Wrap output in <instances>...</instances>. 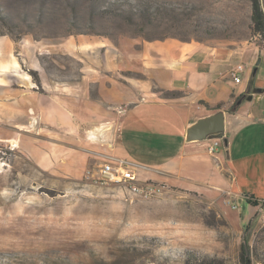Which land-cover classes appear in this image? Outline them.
<instances>
[{"label":"rangeland","instance_id":"1","mask_svg":"<svg viewBox=\"0 0 264 264\" xmlns=\"http://www.w3.org/2000/svg\"><path fill=\"white\" fill-rule=\"evenodd\" d=\"M260 4L264 12V0ZM250 10L249 0H0V38L11 40L13 57L24 69L30 57L51 82L73 83L81 81L84 67L114 66L117 50L130 59L144 42L263 47L251 33ZM36 42L44 47L32 51ZM101 42L110 45L111 58L102 56ZM130 78L144 76L118 75L123 83ZM235 99L231 95V104ZM24 130L10 131L0 122V264H186L189 258L197 264H241L242 242L250 264H261L263 201L236 204L224 193L137 182L161 187L145 198L127 184H95L90 175L118 159L103 148L93 151L94 161L78 179L58 168L61 159L42 170L18 143L46 140L51 133L36 131V125Z\"/></svg>","mask_w":264,"mask_h":264},{"label":"crops","instance_id":"2","mask_svg":"<svg viewBox=\"0 0 264 264\" xmlns=\"http://www.w3.org/2000/svg\"><path fill=\"white\" fill-rule=\"evenodd\" d=\"M87 42L97 45L79 40ZM30 45L32 51L44 47ZM97 48L105 59L112 57L109 44ZM13 49L11 40L0 38V122L9 124L10 131L29 133L36 125V131L51 133L46 140L18 143L38 168L53 169L61 159L58 168L78 179L94 161L93 151L103 148L129 163L138 183L224 193L236 204L264 200V46L144 42L130 59L117 50L114 66L84 67L81 81L73 83L51 82L30 57L24 59L30 68L24 69ZM236 65L243 67L237 85L230 77ZM30 69L37 73L41 91L27 73ZM124 71L144 79L123 83L118 75ZM161 90L178 95L163 98ZM231 95L245 98L227 113ZM200 102L210 108L223 104L224 131L214 155L208 153L212 138L186 139L193 124L216 113ZM121 106L126 109L119 114Z\"/></svg>","mask_w":264,"mask_h":264},{"label":"built area","instance_id":"3","mask_svg":"<svg viewBox=\"0 0 264 264\" xmlns=\"http://www.w3.org/2000/svg\"><path fill=\"white\" fill-rule=\"evenodd\" d=\"M242 74L243 67L241 65H236L231 68L230 77L233 84L237 85L241 83ZM220 140L221 139L212 138V143L208 146V153L210 155H214L219 148ZM90 177L95 184L100 185L110 183L127 184L130 187V192L145 198L156 196L162 191L160 186L153 184L145 183L143 186H137L136 175L133 173V169L129 163L121 159H112V161L102 164L99 170L95 174L90 175Z\"/></svg>","mask_w":264,"mask_h":264},{"label":"trees","instance_id":"4","mask_svg":"<svg viewBox=\"0 0 264 264\" xmlns=\"http://www.w3.org/2000/svg\"><path fill=\"white\" fill-rule=\"evenodd\" d=\"M249 1H250V7H251V10H250L251 33L253 35H257L261 39V41L264 42V12L262 10L260 0H249ZM0 35H2V34H0ZM28 74L31 76V78H32L33 82L35 83L36 87L38 88V90H40V81H39V78L37 76V73L30 70V71H28ZM239 98H236L234 100V102L226 110L227 113L233 112ZM200 104L203 105L206 109L215 111L216 113L221 111V109L223 107V104H217L213 108H210L204 102H200ZM257 202L258 201L253 200V199L247 200V203H253V205H256ZM239 260H240L241 264H250V261L247 257L246 244L244 242H242L240 245ZM259 261H261V264H264V255L259 257ZM198 262H199L198 259L189 258L186 261V264H193V263L197 264Z\"/></svg>","mask_w":264,"mask_h":264},{"label":"water","instance_id":"5","mask_svg":"<svg viewBox=\"0 0 264 264\" xmlns=\"http://www.w3.org/2000/svg\"><path fill=\"white\" fill-rule=\"evenodd\" d=\"M244 96L240 97L236 103V106L240 105L244 100ZM250 101L251 96L246 98ZM224 131V113L219 111L209 117L198 120L193 124L186 132L187 141H201L208 138L221 139ZM226 145V140H223Z\"/></svg>","mask_w":264,"mask_h":264},{"label":"bare ground","instance_id":"6","mask_svg":"<svg viewBox=\"0 0 264 264\" xmlns=\"http://www.w3.org/2000/svg\"><path fill=\"white\" fill-rule=\"evenodd\" d=\"M12 142H13V140H11ZM2 183H4V182H2ZM11 219V218H10ZM5 220V219H4Z\"/></svg>","mask_w":264,"mask_h":264}]
</instances>
